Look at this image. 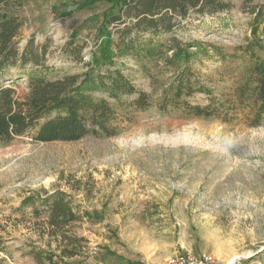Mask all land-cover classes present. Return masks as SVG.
Returning <instances> with one entry per match:
<instances>
[{
    "label": "rangeland",
    "instance_id": "obj_1",
    "mask_svg": "<svg viewBox=\"0 0 264 264\" xmlns=\"http://www.w3.org/2000/svg\"><path fill=\"white\" fill-rule=\"evenodd\" d=\"M81 1L12 0L7 10L22 24L18 50L31 42L36 51L45 50V62L60 74L83 72L110 4L98 1L79 9ZM232 2L228 12L192 14L164 38L217 45V57L191 63L195 77L212 86L217 97L232 95L251 63L245 46L253 38L252 12L264 0ZM123 19L131 20L125 13ZM260 24L261 43L252 51L264 58V20ZM76 30L79 38L68 48ZM76 44L83 45L80 53ZM79 54L83 61L76 60ZM117 64L152 101L139 110L130 104L136 95L124 97L122 106L111 100L125 121L117 135L74 142H37L26 135L0 142V243L5 248L0 264H51L35 256V247L47 249V237L40 236L30 209H14L26 196L56 191L81 215L73 230L88 240L81 255L57 257L60 264H131L145 249L153 252L152 264L185 252L212 256L219 264H264V122L224 124L183 108L163 111L161 93L141 64L132 57ZM31 66L18 63L7 75L16 78ZM158 69L168 83L172 71L157 67L154 72ZM26 81L16 79L18 95L26 93ZM189 100L208 102L204 94Z\"/></svg>",
    "mask_w": 264,
    "mask_h": 264
},
{
    "label": "trees",
    "instance_id": "obj_2",
    "mask_svg": "<svg viewBox=\"0 0 264 264\" xmlns=\"http://www.w3.org/2000/svg\"><path fill=\"white\" fill-rule=\"evenodd\" d=\"M98 1L109 3L110 7L96 28L97 47L91 60L85 62L86 69L81 73L60 74L55 66L45 62V50L36 51L31 42L22 52L18 50L15 39L22 24L7 10L14 2L0 0V142L10 143L26 135L37 142H74L90 135H117L125 121L113 102L122 106L126 104L124 97L136 95L130 102L135 108L145 110L152 104L151 94L138 89L118 67V61L126 57L134 58L151 77L154 91L161 93L159 107L163 111L183 108L191 116L224 124L242 120L256 127L264 122V58L252 51L261 43L264 2L252 12L253 38L245 46L251 63L237 79L233 94L217 97L212 86L195 77L191 66L196 58L217 57L221 53L217 45L198 40L183 43L176 36L164 38L192 14L228 12L234 6L232 0H82L77 7L88 9ZM123 13L131 20L123 19ZM78 32L71 34L68 48L79 38ZM76 47L80 53L83 45ZM76 60L83 61L81 54ZM18 63L32 66L16 78L7 75ZM157 67L172 71L168 83L160 69L154 72ZM22 76L27 78V91L18 95L14 84ZM6 80L12 84L3 83ZM196 94H204L208 102H190L189 98ZM26 208L36 219L40 236L47 237L48 250L34 248L39 261L60 264L57 257L64 260L83 253L88 240L73 230L81 215L64 193L26 196L14 210ZM0 249L5 250L1 243Z\"/></svg>",
    "mask_w": 264,
    "mask_h": 264
},
{
    "label": "built area",
    "instance_id": "obj_3",
    "mask_svg": "<svg viewBox=\"0 0 264 264\" xmlns=\"http://www.w3.org/2000/svg\"><path fill=\"white\" fill-rule=\"evenodd\" d=\"M160 264H219V261L212 256L196 255L192 252H185L171 256Z\"/></svg>",
    "mask_w": 264,
    "mask_h": 264
},
{
    "label": "crops",
    "instance_id": "obj_4",
    "mask_svg": "<svg viewBox=\"0 0 264 264\" xmlns=\"http://www.w3.org/2000/svg\"><path fill=\"white\" fill-rule=\"evenodd\" d=\"M176 245H177V243H176ZM176 248L179 250V246H175V249ZM180 248L183 249L182 246H180ZM141 256H143V257L137 258V260H135L136 262H132L131 264H152V263H156L155 262L156 259L153 258V252L151 251V249L150 250L145 249L141 253ZM131 259H133V258H131ZM97 264H104V263L100 262Z\"/></svg>",
    "mask_w": 264,
    "mask_h": 264
},
{
    "label": "bare ground",
    "instance_id": "obj_5",
    "mask_svg": "<svg viewBox=\"0 0 264 264\" xmlns=\"http://www.w3.org/2000/svg\"><path fill=\"white\" fill-rule=\"evenodd\" d=\"M230 264H233V262H230Z\"/></svg>",
    "mask_w": 264,
    "mask_h": 264
}]
</instances>
